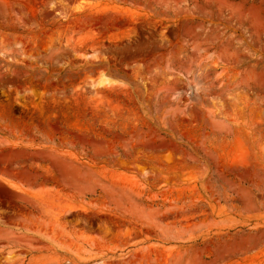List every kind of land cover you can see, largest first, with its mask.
Masks as SVG:
<instances>
[{"label":"rangeland","instance_id":"rangeland-1","mask_svg":"<svg viewBox=\"0 0 264 264\" xmlns=\"http://www.w3.org/2000/svg\"><path fill=\"white\" fill-rule=\"evenodd\" d=\"M0 264H264V0H0Z\"/></svg>","mask_w":264,"mask_h":264}]
</instances>
